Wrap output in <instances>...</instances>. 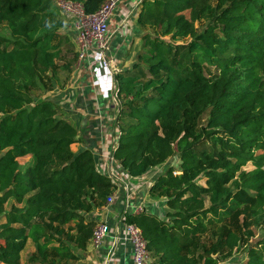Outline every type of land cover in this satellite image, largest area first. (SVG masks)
Masks as SVG:
<instances>
[{"label":"trees","instance_id":"obj_1","mask_svg":"<svg viewBox=\"0 0 264 264\" xmlns=\"http://www.w3.org/2000/svg\"><path fill=\"white\" fill-rule=\"evenodd\" d=\"M54 1L0 0V264H21L27 241V264L78 262L90 214L115 189L89 149L72 151L77 129L58 105L35 94L52 90L77 57L57 34L65 23ZM69 1L86 14L105 2ZM135 24L152 31L116 77L112 158L129 178L167 164L148 188L167 210L163 220L143 211L125 213L127 221L141 230L151 264H220L253 232L212 234L209 245L200 236L242 213L264 224V0H143ZM243 264H264V231Z\"/></svg>","mask_w":264,"mask_h":264},{"label":"crops","instance_id":"obj_2","mask_svg":"<svg viewBox=\"0 0 264 264\" xmlns=\"http://www.w3.org/2000/svg\"><path fill=\"white\" fill-rule=\"evenodd\" d=\"M134 1L126 0L120 4L108 24L109 56L113 59V63L121 68L122 72L131 69L141 47L143 33L135 24L136 15L132 13L124 22L120 16V11L127 10V7L131 9ZM135 10L136 8L132 11ZM69 29L74 41L76 33L73 27H69ZM73 65L75 67L74 74L72 75V69L66 80L64 78L65 82H61L58 73L65 74V77L66 73L58 72L57 81L53 82L54 87L52 90L44 92L41 99L50 100L58 105L61 117L76 127L78 141L73 145L78 147L71 148L72 151L89 149L97 157L98 170L110 177L115 187L110 196L112 202L108 205L106 202L105 206L94 211L91 217L95 224L102 223L108 227V235L98 249L92 248L89 244L87 251L82 254L77 264H105L104 256L111 250L113 251L111 264H132V248L128 242L121 240L123 238L122 228L118 223V217L123 213H128L129 209L130 214H133V209L138 206L159 219H165L167 210L165 201L151 198L148 195V188L167 164L152 168L142 177L129 178L114 160L110 162L107 159L105 155L109 153L110 134L113 133L112 124L113 119H116V113L111 105L108 107L109 97L101 96L96 90L97 88L93 86L100 82L102 77L97 67L83 64L77 68L76 63ZM23 158L28 160L24 164L20 163ZM23 158L18 159L21 165L30 162V156ZM113 175L117 177V182L111 178ZM8 203L10 206V202ZM4 221V217H0V224ZM33 251V243L27 241L25 249L20 253V263L27 264L26 259Z\"/></svg>","mask_w":264,"mask_h":264},{"label":"built area","instance_id":"obj_3","mask_svg":"<svg viewBox=\"0 0 264 264\" xmlns=\"http://www.w3.org/2000/svg\"><path fill=\"white\" fill-rule=\"evenodd\" d=\"M126 0H105L101 7L93 14H86L83 11L82 5L78 2L69 0H55V6L63 14L70 17L73 21V29L76 33L75 46L77 61L76 66L79 68L83 64L88 66H96L102 75L100 82L93 84L98 93L102 96L109 97V105H111L116 116L120 109V97L118 94V84L116 77L121 73V68L113 63V59L109 56V29L108 24L114 13L117 11L120 4ZM143 0H135L132 8L127 7V10L120 11L122 22L126 21L132 13L136 15L137 9ZM136 8L133 12L132 10ZM103 71V72H102ZM102 72V73H101ZM113 133L110 134L109 153L105 155L112 162V151L115 149L119 137V129L116 124V119H113ZM177 174V173H175ZM114 176V175H113ZM113 178V177H111ZM117 182L116 176L113 178ZM107 205L112 202V198L108 197ZM144 211L142 207H135L133 214L137 215ZM118 223L122 228L121 240L128 242L132 248V264H151L152 259L147 248L146 240L144 239L141 230L127 221L125 213L119 215ZM109 229L102 223H96L93 228V233L90 238V245L94 249L101 247L104 239L107 237ZM113 259V251H109L104 256L105 264H111Z\"/></svg>","mask_w":264,"mask_h":264},{"label":"rangeland","instance_id":"obj_4","mask_svg":"<svg viewBox=\"0 0 264 264\" xmlns=\"http://www.w3.org/2000/svg\"><path fill=\"white\" fill-rule=\"evenodd\" d=\"M56 9H57V7H56ZM57 11H58V14L60 15L61 19H63V21H64V23L66 25V28L58 30L57 34H59L60 36L67 35V37L69 35L70 40L72 39L70 41L71 44H72L71 48H72V50L74 52H76L75 40L73 41V35L71 34V32L68 31V30H70L69 27H73V21L70 19V17H68L67 15L63 14L58 9H57ZM138 11H139V8L137 9L136 12L138 13ZM137 13H136V15H137ZM151 31L152 30L150 28L142 29V33H146V32H150L151 33ZM0 34L7 36V33H6V31L3 28H0ZM76 61H77V59L75 60V63H76ZM134 62H136V60H134ZM203 66L206 67V62L205 61L203 62ZM72 69H73V73H72V75H73L74 72H75L74 65H73ZM208 70H211V69H208ZM50 74L51 73H49L48 76H50ZM58 75L60 76L59 80L61 82H65L64 78L66 80L67 76L65 77V74H62V73H58ZM44 92H46V91L45 90L35 91V94L38 96V98H42V95L44 94ZM77 147H78L77 145H72L71 146L72 149H76ZM26 161H28L27 158H23L22 160H20V163L24 164V163H26ZM177 163H178V160L176 158H172L168 162V165L169 164L177 165ZM252 169H253V167L249 163L244 167V170H247V171L252 170ZM112 177L114 178V176H112ZM203 182H204L203 179L199 180V184H203ZM206 205H208V204L206 203ZM4 208H5V210H8L9 209V203H7V205H5ZM90 217H92V214H90ZM229 230L238 232L239 234L244 233L247 230H250L254 234L253 237H250L248 239L244 238V241L241 243V245H242L241 248L238 251L233 252L232 255H229L228 257H225V259H223L221 261V263H220V264H243L245 262V250H246L247 246L248 245H253L258 240V238L261 236V233L264 231V224H262L261 226L255 228L251 224V219L249 217V213H247V214L242 213V214H239L238 216L233 215L231 217H225L220 224L213 225L211 228H209L207 230V232L205 234L200 236V241L203 244L209 245L211 243V235L212 234L221 235V234H224L226 231H229ZM24 252H23V254H24ZM73 264H77V262L73 263Z\"/></svg>","mask_w":264,"mask_h":264},{"label":"water","instance_id":"obj_5","mask_svg":"<svg viewBox=\"0 0 264 264\" xmlns=\"http://www.w3.org/2000/svg\"><path fill=\"white\" fill-rule=\"evenodd\" d=\"M130 213H131V211H130V209H129L128 214H130Z\"/></svg>","mask_w":264,"mask_h":264}]
</instances>
